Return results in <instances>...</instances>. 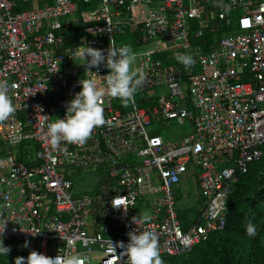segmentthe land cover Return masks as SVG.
<instances>
[{
	"label": "built area",
	"instance_id": "2783aa9c",
	"mask_svg": "<svg viewBox=\"0 0 264 264\" xmlns=\"http://www.w3.org/2000/svg\"><path fill=\"white\" fill-rule=\"evenodd\" d=\"M232 11L235 30L223 35ZM123 34L140 45L163 43L135 52L134 67L146 74L136 93L142 96L127 107L106 96L110 123L94 129L84 146L62 144L67 153L54 152L47 126L64 118L81 90L78 81L89 78L75 55L78 46L119 47L116 37ZM178 53L194 64L186 68ZM90 71L109 73L103 65ZM4 79L16 112L0 122L2 239L21 243L27 253H76L86 264L95 254L101 258L93 264H117L109 241L127 244L128 232L148 230L158 236L161 255L180 256L223 228L233 183L261 156L264 0H0ZM161 85L167 96L155 97L153 88ZM157 116L188 133L163 143L147 129ZM86 170L98 178L95 192L75 194L70 178ZM189 174H196L200 207L184 224L176 189ZM116 196H128L135 207L114 209ZM144 211L152 220L134 224ZM121 251L115 248L117 257Z\"/></svg>",
	"mask_w": 264,
	"mask_h": 264
},
{
	"label": "clouds",
	"instance_id": "9594fccd",
	"mask_svg": "<svg viewBox=\"0 0 264 264\" xmlns=\"http://www.w3.org/2000/svg\"><path fill=\"white\" fill-rule=\"evenodd\" d=\"M233 15L235 17V12L232 11L229 13V30L226 31L223 28L221 34L224 35L226 33L234 32L236 19L233 18ZM75 55L83 61V67L85 68V72L89 74V78H81L78 81L81 90L74 94L73 99L66 104V113L64 118L53 119L47 126L46 135L48 138V144L54 152L67 153V149L62 147V144L75 145L79 147L84 146L91 138L94 129L110 123V121L106 120L104 115V98L107 96L119 99L125 107L134 105L135 95L143 86L146 79V74L143 68L134 67L137 60V54L129 45L117 47L115 42H110L106 50H101L87 46V44L84 43L83 45L78 46ZM175 58L186 68L191 67L194 64V59L191 55L178 53ZM101 65L109 70L107 75L98 76L90 71L92 68L98 69ZM93 74L100 78L103 86H98L96 80L91 78ZM10 87L11 86L6 79L0 80V122L8 120L16 112L13 100L9 95ZM137 105L138 107H142V105ZM154 120L162 121L160 116H157L156 119H152L151 122ZM147 129L150 131L148 132L150 135L154 134L158 136L163 143L175 141H163L158 134V130H151L149 127ZM185 134L186 133L183 132L179 137ZM188 172H190L189 169ZM193 175L195 174L184 176L185 182L178 185L176 189L177 205L180 203L182 198L181 190L184 189L186 184V177L194 178ZM95 189L91 192H95ZM130 205L131 208L135 207L134 201L129 200L128 196H116L111 201V206L114 209H123L125 213L130 208ZM198 207H200V204ZM194 209L195 208L191 207L193 214ZM151 220L152 216L147 211H144L141 215L132 218V222L134 224H147ZM178 220H180L179 217ZM181 228L183 229V225ZM5 231L6 222L0 225V256L3 257L7 256L11 251V248L4 246L3 242L7 244L19 243L4 241L2 239V235ZM23 232L29 233L28 231ZM246 233L250 237H254L256 235V226L251 221H248L246 224ZM127 236V244L117 242L113 245L112 242L109 241L111 255L116 258L117 264H164L161 257L158 236L154 232L148 230L137 232L135 229L134 231L128 232ZM19 244L20 252L28 254V256L27 258L16 257L14 264H86V258L80 254H61L59 252V254L55 257H49L36 251H31L30 253L23 252L22 245L21 243ZM23 247H28V242H25ZM115 248L122 249L118 257L115 254ZM123 257H126L127 259L124 260Z\"/></svg>",
	"mask_w": 264,
	"mask_h": 264
},
{
	"label": "trees",
	"instance_id": "16d2710c",
	"mask_svg": "<svg viewBox=\"0 0 264 264\" xmlns=\"http://www.w3.org/2000/svg\"><path fill=\"white\" fill-rule=\"evenodd\" d=\"M262 147L261 157L233 183L223 228L210 233L186 254L161 255L164 264H264V144ZM248 221L256 226L254 237L246 233ZM14 260L4 264H14Z\"/></svg>",
	"mask_w": 264,
	"mask_h": 264
},
{
	"label": "rangeland",
	"instance_id": "374dc122",
	"mask_svg": "<svg viewBox=\"0 0 264 264\" xmlns=\"http://www.w3.org/2000/svg\"><path fill=\"white\" fill-rule=\"evenodd\" d=\"M28 8L29 6H23V7H20V10H24ZM154 46L163 47V43L161 41H155V42L152 41L145 45H140L136 50L143 52L145 50L153 48ZM153 91H154L155 97L167 96V89L165 86H162V85L156 86L153 88ZM141 96L142 95H135V99H138ZM143 96H145V94ZM118 103H121V101L118 100ZM149 128L151 130H158V134L163 141L176 140L181 135V133L183 132L188 133V129L185 125L179 126L171 122L166 123L164 121L154 120L151 122V125ZM148 132L150 131L148 130ZM14 150H18V148H15ZM262 151H263V147H262ZM194 171L197 172V169H195ZM97 180L98 178L96 174L88 170L81 171L80 175H74L70 178V181L72 183V190L75 194L91 192L93 189L96 188ZM193 181H194V178L186 177V184L184 186V189L181 190L182 198L180 200V203L177 205L178 216L181 215L180 221H182L184 224H185V221H192L194 218V214L191 208L184 209V207L186 205L194 206L197 204V201H198V197L196 195V190H195ZM3 243H4V246L10 247L11 251L7 256H4V257L0 256V264H4L9 261L11 262L16 257H20L21 254H20V244L19 243H10V244H7L5 242ZM100 258H101L100 255H95V254L91 255L90 263L93 264L97 262Z\"/></svg>",
	"mask_w": 264,
	"mask_h": 264
},
{
	"label": "crops",
	"instance_id": "0c3cea01",
	"mask_svg": "<svg viewBox=\"0 0 264 264\" xmlns=\"http://www.w3.org/2000/svg\"><path fill=\"white\" fill-rule=\"evenodd\" d=\"M211 26H213L214 27V23H209ZM219 32H221V31H219ZM215 33H213L212 35H214ZM212 35H206L205 36V39L206 40H208V43H215L214 42V40L216 39V37L215 36H212ZM217 36H218V32H217ZM116 40H120V41H122L121 43H120V46H122V45H129V46H131L132 47V49H133V51L134 52H136L137 50V48L140 46V44H137L136 43V40L133 38V37H131V36H129L128 34H123V35H121V36H117L116 37ZM214 46V45H213ZM154 47H156V46H154ZM153 47V48H154ZM152 49V48H151ZM158 58L159 59H162L163 60V58L162 57H159L158 56ZM164 63H167V60L164 58ZM169 61V60H168ZM193 184H194V186H195V190H196V195H197V197H198V194H197V187H196V181H193ZM200 204V201H199V197H198V201H197V204L196 205H194V206H189V205H186L185 207H184V209H187V208H197L198 207V205ZM177 215H178V211H177Z\"/></svg>",
	"mask_w": 264,
	"mask_h": 264
}]
</instances>
